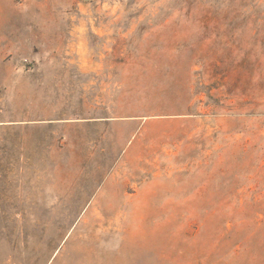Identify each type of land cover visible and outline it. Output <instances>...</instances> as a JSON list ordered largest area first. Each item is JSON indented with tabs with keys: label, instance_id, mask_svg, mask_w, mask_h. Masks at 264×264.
<instances>
[{
	"label": "rangeland",
	"instance_id": "1",
	"mask_svg": "<svg viewBox=\"0 0 264 264\" xmlns=\"http://www.w3.org/2000/svg\"><path fill=\"white\" fill-rule=\"evenodd\" d=\"M0 264H264V0H0Z\"/></svg>",
	"mask_w": 264,
	"mask_h": 264
},
{
	"label": "water",
	"instance_id": "2",
	"mask_svg": "<svg viewBox=\"0 0 264 264\" xmlns=\"http://www.w3.org/2000/svg\"><path fill=\"white\" fill-rule=\"evenodd\" d=\"M87 1V0H86Z\"/></svg>",
	"mask_w": 264,
	"mask_h": 264
}]
</instances>
